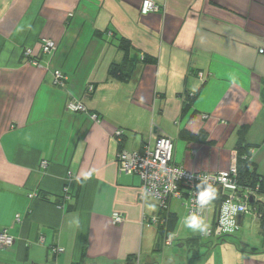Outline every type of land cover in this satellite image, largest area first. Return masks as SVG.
Instances as JSON below:
<instances>
[{
  "label": "crops",
  "instance_id": "0c3cea01",
  "mask_svg": "<svg viewBox=\"0 0 264 264\" xmlns=\"http://www.w3.org/2000/svg\"><path fill=\"white\" fill-rule=\"evenodd\" d=\"M152 1L160 11L143 15L144 0H0V231L15 239L0 264H264L250 218L240 245L204 239L180 200L172 233L190 250L174 255L163 229L147 226L157 202L143 203L141 178L117 164L165 135L175 165L226 171L244 130L264 179V0ZM43 39L57 50L42 54ZM121 39L142 66L136 80L109 77ZM74 101L87 113L69 111Z\"/></svg>",
  "mask_w": 264,
  "mask_h": 264
},
{
  "label": "built area",
  "instance_id": "2783aa9c",
  "mask_svg": "<svg viewBox=\"0 0 264 264\" xmlns=\"http://www.w3.org/2000/svg\"><path fill=\"white\" fill-rule=\"evenodd\" d=\"M160 11V6L152 0H144L141 13L148 15ZM57 50V43L51 39H43L41 51L44 55H50ZM264 53V50L261 51ZM25 56L28 63L38 66L39 59L31 49L26 50ZM144 57V56H143ZM142 57V58H143ZM55 84L65 87L67 78L62 71L54 72ZM90 87V92L93 91ZM67 109L74 113H87L86 106L80 101L70 102ZM204 119L208 116L203 115ZM117 139L123 136L122 131L115 134ZM118 170L126 175H138L142 180L141 200L147 199L157 202L160 216L148 219V227L160 226L167 228L171 214L173 200L184 202L188 217L195 216L203 225L202 238L221 241L222 238L235 233L240 228L239 216H251V221L260 222L264 217V195L256 188L243 189L237 182L238 167L237 153L234 155L228 170L217 173H193L184 167L174 164V140L169 136H159L154 142L147 143L141 151L122 150L117 155ZM74 179L73 173L68 174V184ZM214 188L221 191L223 201L215 210L210 199L201 203L200 193L211 191ZM66 199L70 198L69 185L64 190ZM251 199L253 202L251 203ZM263 210V212H262ZM114 224H122L125 221L122 213H114ZM178 241V235L166 233L165 246H173ZM15 244V239L8 230L0 231V247L9 249ZM64 249H56L55 253H63Z\"/></svg>",
  "mask_w": 264,
  "mask_h": 264
},
{
  "label": "trees",
  "instance_id": "16d2710c",
  "mask_svg": "<svg viewBox=\"0 0 264 264\" xmlns=\"http://www.w3.org/2000/svg\"><path fill=\"white\" fill-rule=\"evenodd\" d=\"M131 47L132 45L128 40L121 39L119 49L123 54V60L121 63H114L111 65L109 69L110 78L123 82L136 80L138 78L142 66L137 65L135 61L131 58ZM156 63V59H149L146 56H144L141 60V64H143L144 66L147 64ZM256 147L259 146L247 144L245 138V131L241 130L239 132L238 141L236 145L238 167L237 182L243 189L256 188L259 186L260 193L264 195V179L262 176L258 175L257 167L251 161V151ZM210 201L213 203L215 210H217L223 201L220 189L214 188ZM176 223L177 216L171 213L169 217V225L167 228H162L163 231L165 233H172ZM260 223L262 225L264 236V217L260 220ZM165 236L166 234L164 235V238ZM229 236L233 237L232 234H230ZM225 238H222L221 240Z\"/></svg>",
  "mask_w": 264,
  "mask_h": 264
},
{
  "label": "rangeland",
  "instance_id": "374dc122",
  "mask_svg": "<svg viewBox=\"0 0 264 264\" xmlns=\"http://www.w3.org/2000/svg\"><path fill=\"white\" fill-rule=\"evenodd\" d=\"M185 202V201H184ZM182 202V203H184ZM182 208H185V207H181V211L180 212H184L186 209H182ZM179 212V213H180ZM247 218H250L252 219L251 216H246ZM247 223L248 221L246 222L245 225H243L242 227L239 228V230H237L235 233L232 234V236L234 237V239L236 240L237 244H242V238L244 237V232H245V228L247 227ZM252 224V228L254 229V233H253V237H259V238H263V229L261 227V225H259L260 223H258L257 221L253 220L251 222ZM181 225V223H180ZM180 244L182 243H179L178 241L175 242V244L173 245L175 247V251H174V255H185L186 253H189L188 250H190V247L188 245H185L183 247L180 246ZM171 247V246H170Z\"/></svg>",
  "mask_w": 264,
  "mask_h": 264
},
{
  "label": "clouds",
  "instance_id": "9594fccd",
  "mask_svg": "<svg viewBox=\"0 0 264 264\" xmlns=\"http://www.w3.org/2000/svg\"><path fill=\"white\" fill-rule=\"evenodd\" d=\"M212 196V192L211 191H202L200 193V201L201 203H206ZM190 225L193 227H198L200 225V221L195 217H191L190 221H189Z\"/></svg>",
  "mask_w": 264,
  "mask_h": 264
},
{
  "label": "water",
  "instance_id": "95a60500",
  "mask_svg": "<svg viewBox=\"0 0 264 264\" xmlns=\"http://www.w3.org/2000/svg\"><path fill=\"white\" fill-rule=\"evenodd\" d=\"M250 202L252 203L253 202V199H251ZM241 222H242V216H239V224H241Z\"/></svg>",
  "mask_w": 264,
  "mask_h": 264
}]
</instances>
